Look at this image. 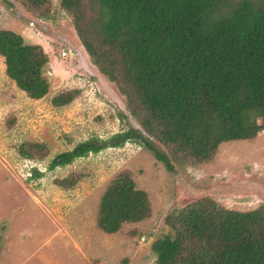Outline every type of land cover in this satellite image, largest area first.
<instances>
[{
	"label": "trees",
	"instance_id": "16d2710c",
	"mask_svg": "<svg viewBox=\"0 0 264 264\" xmlns=\"http://www.w3.org/2000/svg\"><path fill=\"white\" fill-rule=\"evenodd\" d=\"M17 1L34 10L48 2ZM62 7L93 65L118 87L142 130L78 143L56 155L48 171L136 142L174 172L188 160L210 162L223 143L264 133V0H62ZM0 56L7 77L28 98L46 97L49 58L41 46L0 30ZM75 93L53 103L68 105ZM20 154L35 159L24 147ZM31 173L43 176L36 168ZM57 182L63 188L76 183ZM151 212L149 195L121 172L100 199L97 224L114 235ZM166 223L171 234L152 245L156 264H264V206L233 211L205 198L173 211Z\"/></svg>",
	"mask_w": 264,
	"mask_h": 264
},
{
	"label": "rangeland",
	"instance_id": "374dc122",
	"mask_svg": "<svg viewBox=\"0 0 264 264\" xmlns=\"http://www.w3.org/2000/svg\"><path fill=\"white\" fill-rule=\"evenodd\" d=\"M0 30L43 48L50 84L46 97L31 100L7 77L0 56V264H156L152 245L171 234L166 218L173 211L205 198L233 211L264 206V133L223 143L210 162L188 160L174 172L136 142L48 171L56 155L78 143L141 126L118 87L93 65L62 0L36 10L0 0ZM68 92H76L71 103H53ZM154 142L171 156L169 147ZM21 147L35 159L23 158ZM33 168L43 176L31 178ZM121 172L149 195L152 212L109 235L97 224L99 204ZM66 178L76 183L59 186Z\"/></svg>",
	"mask_w": 264,
	"mask_h": 264
},
{
	"label": "built area",
	"instance_id": "2783aa9c",
	"mask_svg": "<svg viewBox=\"0 0 264 264\" xmlns=\"http://www.w3.org/2000/svg\"><path fill=\"white\" fill-rule=\"evenodd\" d=\"M63 56H66V53H63Z\"/></svg>",
	"mask_w": 264,
	"mask_h": 264
}]
</instances>
